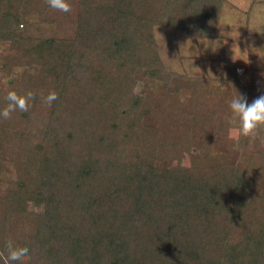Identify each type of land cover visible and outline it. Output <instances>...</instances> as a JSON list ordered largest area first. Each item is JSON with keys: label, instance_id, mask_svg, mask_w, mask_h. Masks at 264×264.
Here are the masks:
<instances>
[{"label": "trees", "instance_id": "obj_1", "mask_svg": "<svg viewBox=\"0 0 264 264\" xmlns=\"http://www.w3.org/2000/svg\"><path fill=\"white\" fill-rule=\"evenodd\" d=\"M225 1L64 0L74 13L61 17L48 0H0V109L12 90L34 106L0 118V173L7 162L16 174L0 190V264L8 247L30 264H264V127L252 138L236 124L231 139L230 108L216 123L172 102L148 123L151 101L134 91L139 77L194 90L166 69L153 27L222 41ZM223 67L230 99L264 93Z\"/></svg>", "mask_w": 264, "mask_h": 264}, {"label": "rangeland", "instance_id": "obj_2", "mask_svg": "<svg viewBox=\"0 0 264 264\" xmlns=\"http://www.w3.org/2000/svg\"><path fill=\"white\" fill-rule=\"evenodd\" d=\"M68 9L71 14L74 13L71 5ZM215 30L216 34L224 37L222 41L214 38L195 39L161 25L153 27V35L166 69L187 74L195 82L194 90L184 89L185 91L176 94L166 91L163 82L139 77L135 82L134 91L148 96L151 101L148 123L156 121L157 107L168 102H172L174 108L176 106L179 117L184 115L183 111L188 105H192L198 114L209 115L208 117L216 121L215 115L229 108L231 101L226 94L230 85L225 81L223 59L236 63L235 70L246 87L264 90V0H226ZM6 49L7 44H0V54ZM193 51L197 53L193 55ZM19 73V68L13 69L14 75ZM30 108L33 109L34 106L30 105ZM231 119L232 113L224 112L222 120L230 122ZM224 134L235 139L237 125L230 124ZM255 146V140L248 139L245 150L249 151ZM213 147L209 143L203 145V149L214 154L216 160H223V151ZM258 148L264 150L263 141L258 143ZM179 160L184 164L189 162L187 155L182 152ZM240 162L244 163L242 158ZM2 169L0 177L4 180L0 181V190L9 188L16 175L13 167L7 162H3ZM27 209L38 211L40 207L28 203Z\"/></svg>", "mask_w": 264, "mask_h": 264}, {"label": "clouds", "instance_id": "obj_3", "mask_svg": "<svg viewBox=\"0 0 264 264\" xmlns=\"http://www.w3.org/2000/svg\"><path fill=\"white\" fill-rule=\"evenodd\" d=\"M48 4L61 17H68L71 14L70 10L64 6V0H48ZM197 51H193V55ZM32 98L33 93L31 90H25L22 94H18L14 90L8 91L6 94L8 104L0 109V118H9L11 112L16 109L27 111ZM56 104L57 100L50 97L44 107L50 111ZM229 108L232 113L230 123L238 124V131L241 135L255 138L257 129L264 127V93L249 102L245 94L238 92L231 99ZM5 252L4 264H30L31 257L27 252H17L11 247L6 248Z\"/></svg>", "mask_w": 264, "mask_h": 264}]
</instances>
